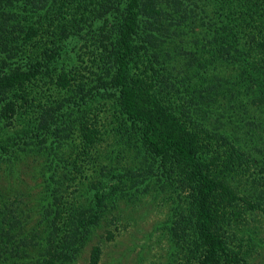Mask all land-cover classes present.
Wrapping results in <instances>:
<instances>
[{
  "label": "trees",
  "instance_id": "obj_1",
  "mask_svg": "<svg viewBox=\"0 0 264 264\" xmlns=\"http://www.w3.org/2000/svg\"><path fill=\"white\" fill-rule=\"evenodd\" d=\"M81 32L98 42L85 82L69 50ZM111 133L132 168L84 180L77 159ZM30 155L40 228L15 242L0 195V264L29 249L37 264L76 261L108 211L151 183L182 197L172 229L186 262L251 264L229 228L264 216V0H0V175ZM101 256L92 246L87 264Z\"/></svg>",
  "mask_w": 264,
  "mask_h": 264
},
{
  "label": "rangeland",
  "instance_id": "obj_2",
  "mask_svg": "<svg viewBox=\"0 0 264 264\" xmlns=\"http://www.w3.org/2000/svg\"><path fill=\"white\" fill-rule=\"evenodd\" d=\"M198 23L196 19L195 25ZM80 35L81 37H77L76 41L70 45L69 50L74 55H78L77 69L80 76H83L82 81L85 82L92 79V72L96 71L92 63V54L97 52L98 42L90 39L89 36H84V32ZM185 49H190V46ZM58 96L60 95H55L54 98ZM104 116L105 114H102L101 118L99 116L100 123L105 122ZM213 126L218 127V125ZM229 131L233 133L235 130ZM238 134L243 135L241 132ZM114 142L113 134H107L104 142L99 145L97 151L91 153L89 158L77 159L84 180L90 179L95 175L96 170L103 166L110 170L113 168L114 171H111L113 173L132 168L133 151L119 148ZM248 144L245 145L244 151L249 149ZM242 145L244 146V143ZM257 145L259 146V141ZM67 153L65 152L66 155ZM39 161V157L34 158L30 155L18 161L11 175L5 173L0 175V195L8 204L10 209L8 215L12 216L18 224L15 242L25 237L35 242L31 236L32 231L40 228L36 227L39 220L37 201L40 197V182L43 177L37 173L35 165ZM254 166V164L243 166L242 172L245 171V176H237L232 180V184L238 187L243 186L244 177L246 178V174L248 175ZM258 166L261 165H257L256 170L259 169ZM63 172L60 171L58 174ZM78 178L82 179V176L77 177L75 182L67 183L66 200L70 197L68 195L76 190L75 183L79 181ZM259 182L264 184V178L259 179ZM129 196L121 198L118 204L108 211L76 261L67 264H87L89 251L94 245H100L102 248L100 264H190L186 262L187 254L183 249L185 244L182 242L181 234L179 239L172 229L175 221L179 220L178 210L175 208L176 203L183 206L182 197L178 198L171 189L159 188L157 183H151L146 192L137 197ZM229 229L230 243L235 250H239L241 256L251 264H264V216L261 212H247ZM109 231L113 236L110 241L106 239ZM17 264H37L35 251L29 249L27 255H22Z\"/></svg>",
  "mask_w": 264,
  "mask_h": 264
}]
</instances>
